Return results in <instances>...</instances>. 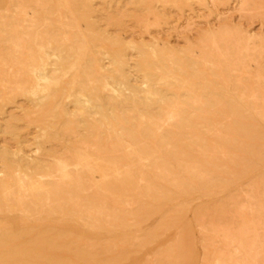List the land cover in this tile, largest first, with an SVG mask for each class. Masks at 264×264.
I'll return each mask as SVG.
<instances>
[{
    "label": "rangeland",
    "instance_id": "374dc122",
    "mask_svg": "<svg viewBox=\"0 0 264 264\" xmlns=\"http://www.w3.org/2000/svg\"><path fill=\"white\" fill-rule=\"evenodd\" d=\"M224 263L264 264V0H0V264Z\"/></svg>",
    "mask_w": 264,
    "mask_h": 264
},
{
    "label": "bare ground",
    "instance_id": "6f19581e",
    "mask_svg": "<svg viewBox=\"0 0 264 264\" xmlns=\"http://www.w3.org/2000/svg\"><path fill=\"white\" fill-rule=\"evenodd\" d=\"M67 39H69V38H67ZM85 50H86V46L83 43H78L75 50L73 51V55H75L74 61L71 62V64H69L68 66H62V64L59 63L61 65L60 71H57L55 67L49 68V61L51 60L52 56L42 46L39 47V55L40 56L38 57L36 63L30 62V61L25 62V67L29 73V81L27 82V89L29 90V92L32 95H36V93L38 91L40 92V96L38 97L39 103H43L44 101L50 99L51 93H49V89H48L49 86L55 87L57 84H59L61 79L66 78L68 71H71L74 73L72 80H71V86L73 85L74 79L78 73L77 69L79 67V63L83 59V57L85 56V54H84ZM54 57H55V55H54ZM114 65H115V69L117 70L119 67L118 66L119 60H118L117 56H114ZM94 71H96V73H98V74L103 72L102 68L100 67V65L98 64V62L96 60H95V64H94ZM101 87L103 89H106V88L110 89L111 94H118L116 87L112 86L107 81V77L102 79ZM79 96L80 95H78V97ZM82 96H84V95H81V97ZM75 101L78 102L79 99H75ZM84 101L88 102L87 99H84ZM58 110L60 113H64L63 109L58 108ZM65 167H66L65 165L61 166L62 170L60 173L62 174V176H65V178H66V177H69V174H68L67 170L65 169ZM101 168H102V166L98 165V167H97L98 173H99L98 174V178H99V185L98 186L102 187L105 184V182L108 180V178H107L106 174H104L100 171ZM118 170H122L125 173L126 177L133 179L132 175L130 174V172L128 170V167L123 168L122 166H119L117 169H114V172L116 173ZM116 174H118V173H116ZM114 178L116 180L119 179L118 177H114ZM57 183H58V181H57ZM8 189H9V185L5 184L3 186V190H2L3 199L5 202L7 201L6 194H7ZM17 189H18V193L20 191H24L27 189L28 190L39 189L45 193H53V194L55 193L54 189L51 188L49 185L45 184L43 181H39V180L36 181V180H34V178H32L26 174L18 176V178H17ZM17 197H18L17 202L20 203L21 202V194L19 193V195ZM231 242H232V240H231ZM229 257H231V256H229ZM234 258H235V256H234ZM229 259H231V258H229ZM220 262L222 263V261H219V263Z\"/></svg>",
    "mask_w": 264,
    "mask_h": 264
}]
</instances>
